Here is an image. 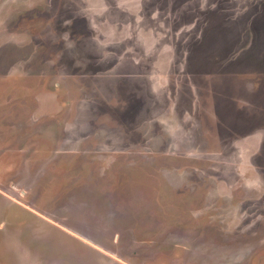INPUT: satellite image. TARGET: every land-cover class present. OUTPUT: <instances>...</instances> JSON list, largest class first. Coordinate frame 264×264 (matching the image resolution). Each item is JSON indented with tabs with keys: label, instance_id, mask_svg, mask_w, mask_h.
I'll use <instances>...</instances> for the list:
<instances>
[{
	"label": "rangeland",
	"instance_id": "374dc122",
	"mask_svg": "<svg viewBox=\"0 0 264 264\" xmlns=\"http://www.w3.org/2000/svg\"><path fill=\"white\" fill-rule=\"evenodd\" d=\"M0 264H264V0H0Z\"/></svg>",
	"mask_w": 264,
	"mask_h": 264
}]
</instances>
